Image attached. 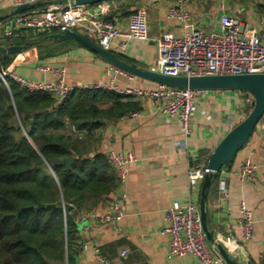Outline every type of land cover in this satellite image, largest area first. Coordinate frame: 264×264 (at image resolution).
<instances>
[{
	"label": "crops",
	"instance_id": "1",
	"mask_svg": "<svg viewBox=\"0 0 264 264\" xmlns=\"http://www.w3.org/2000/svg\"><path fill=\"white\" fill-rule=\"evenodd\" d=\"M69 1L72 2L38 0L25 12L65 7ZM174 1L111 0L88 7L99 9L96 16L103 20L108 18L122 29L133 11L144 9L149 40L125 41L124 48H121L123 39L117 38L106 51L128 65L152 72L159 58L158 39L162 34L183 37L196 28L215 30L217 22L211 19L214 15H229L259 33L264 32V0H186L193 22L184 27L166 18V9ZM16 9L13 0H0V17H3L0 26L17 15ZM211 20L213 24H210ZM58 33L56 30L48 34L35 32L36 39L29 42L30 48L15 55L9 66L12 72L33 81L51 83L55 75L45 68H63L66 86L76 89L104 87L111 82L120 89L153 90L160 85L109 64L75 40L52 39L51 36ZM76 33L95 43L86 32L78 30ZM30 52L35 53V58L30 57ZM251 100L242 91H206L197 103L192 131L185 137L179 122L167 120L153 101L123 99L136 110L105 122L93 132L92 139L97 141L95 148L103 155L113 151L133 152L136 156V162L127 166L125 217L121 221L108 222L95 217L104 213L121 192L116 179L117 189L109 195L107 202L99 203L92 212L79 215L78 248L71 264H196L192 256H168V239L161 233L165 213L173 203H185L191 195L199 205L204 179L199 189L192 192L188 173L194 167L208 165L215 148L246 117L245 108ZM183 142L185 148L180 146ZM246 159L256 168V183L242 181L238 176ZM217 176L207 197L209 231L220 243L224 237L234 238L239 247L230 253L239 264H264V127L258 125L255 128L234 161L225 165ZM240 203L245 204L254 219L252 236L247 243H243L238 226ZM210 248L219 255L216 249Z\"/></svg>",
	"mask_w": 264,
	"mask_h": 264
},
{
	"label": "trees",
	"instance_id": "2",
	"mask_svg": "<svg viewBox=\"0 0 264 264\" xmlns=\"http://www.w3.org/2000/svg\"><path fill=\"white\" fill-rule=\"evenodd\" d=\"M34 33L0 45L27 50ZM14 57L0 55V71ZM122 100L104 89H76L58 101L0 80V264H71L79 215L117 189L114 169L92 136L136 110ZM253 106L254 100L246 116Z\"/></svg>",
	"mask_w": 264,
	"mask_h": 264
},
{
	"label": "built area",
	"instance_id": "3",
	"mask_svg": "<svg viewBox=\"0 0 264 264\" xmlns=\"http://www.w3.org/2000/svg\"><path fill=\"white\" fill-rule=\"evenodd\" d=\"M38 0H13L16 7L33 4ZM167 20L179 26H187L193 22V16L187 8L186 0H175L166 9ZM217 22L215 30L196 28L183 37L164 33L158 39L159 58L153 71L170 77H205L264 74V32L259 33L238 19L226 14L212 16ZM212 20L210 24H213ZM59 33L82 30L95 39V43L108 50L117 38L123 39L120 47L130 40L148 41V18L144 9L133 11L127 19L124 29L110 21H105L90 13L87 5H75L69 1L65 7H47L40 12H22L8 18L0 26L2 41L17 39L28 32ZM126 41V42H125ZM35 58V53L30 52ZM53 71L55 78L49 82H37L23 78L12 72L11 67L0 71V80L8 87V81L15 82L22 90L30 93H44L58 101L65 100L76 88L65 84L63 68H45ZM118 72V70H116ZM82 89H104L112 91L123 99H147L156 104V109L167 120L179 122L185 137L192 131L193 116L197 111V103L206 93L202 89H182L159 85L153 90L120 89L113 82L108 86ZM253 100H251L252 103ZM264 116L258 125L264 127ZM180 146L185 148V142ZM106 158L114 169L118 186L121 190L110 206L100 215H95L102 222L121 221L125 217L124 203L127 183V166L136 162L133 152L117 153L109 151ZM210 172L207 166H198L188 173L191 191L199 189L201 182ZM242 181L256 183L255 166L244 160L238 174ZM238 226L242 241L247 243L252 236L254 219L252 212L244 203H240ZM92 215V214H90ZM88 228H86L87 230ZM120 231V228H117ZM161 233L168 239V256H192L196 264H227L219 255H215L207 243L200 220L199 205L192 195L185 203H173L165 213V225ZM222 244L230 253L238 243L232 236L222 239ZM123 255L126 252L122 253ZM231 254V253H230ZM145 264V263H139Z\"/></svg>",
	"mask_w": 264,
	"mask_h": 264
},
{
	"label": "water",
	"instance_id": "4",
	"mask_svg": "<svg viewBox=\"0 0 264 264\" xmlns=\"http://www.w3.org/2000/svg\"><path fill=\"white\" fill-rule=\"evenodd\" d=\"M104 1L107 0H72L75 5L87 6L102 3ZM32 6L33 4L21 5L17 7L15 14L25 12ZM99 12V9H90L91 14ZM1 20H3V17H0V21ZM51 37L52 39L59 41L75 40L96 53L99 57L107 61L109 64L160 85L191 90L202 89L206 91H242L252 96L254 100V106L252 110L223 138V140L212 152L207 165L210 172L204 178L199 202L200 220L207 243L209 244V246L217 250L219 255L227 264H239L236 259L226 250L223 244L216 241L213 233L209 231L207 225L206 204L208 192L213 179L217 177V175L225 165L228 166L234 161L236 154L249 140L253 131L258 126V123L264 116V74L205 77L164 76L149 70L139 69L136 66L126 64L118 59L115 54L104 50L94 42L76 32L68 31L65 33H58ZM1 41L2 36L0 34V42ZM24 48V46L19 45H0V55H19L24 51ZM68 162L70 163L71 160H68ZM44 207L45 205H38L36 209H41Z\"/></svg>",
	"mask_w": 264,
	"mask_h": 264
},
{
	"label": "rangeland",
	"instance_id": "5",
	"mask_svg": "<svg viewBox=\"0 0 264 264\" xmlns=\"http://www.w3.org/2000/svg\"><path fill=\"white\" fill-rule=\"evenodd\" d=\"M28 50V49H27Z\"/></svg>",
	"mask_w": 264,
	"mask_h": 264
}]
</instances>
